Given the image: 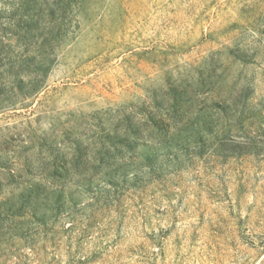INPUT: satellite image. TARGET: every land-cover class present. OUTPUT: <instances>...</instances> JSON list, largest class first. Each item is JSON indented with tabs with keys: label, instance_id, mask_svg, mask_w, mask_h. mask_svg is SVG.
Wrapping results in <instances>:
<instances>
[{
	"label": "rangeland",
	"instance_id": "obj_1",
	"mask_svg": "<svg viewBox=\"0 0 264 264\" xmlns=\"http://www.w3.org/2000/svg\"><path fill=\"white\" fill-rule=\"evenodd\" d=\"M0 264H264V0H0Z\"/></svg>",
	"mask_w": 264,
	"mask_h": 264
}]
</instances>
